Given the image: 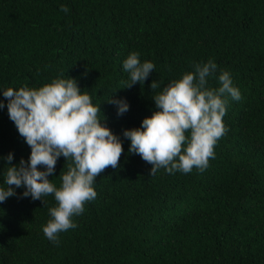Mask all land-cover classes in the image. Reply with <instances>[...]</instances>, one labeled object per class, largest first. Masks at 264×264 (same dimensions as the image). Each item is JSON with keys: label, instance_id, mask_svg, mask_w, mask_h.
I'll list each match as a JSON object with an SVG mask.
<instances>
[{"label": "trees", "instance_id": "obj_1", "mask_svg": "<svg viewBox=\"0 0 264 264\" xmlns=\"http://www.w3.org/2000/svg\"><path fill=\"white\" fill-rule=\"evenodd\" d=\"M132 52L156 67L144 85L125 88ZM210 59L218 67L206 87L218 88L228 71L242 97H229L215 159L203 172L150 176L123 131L140 128L159 111L157 93ZM57 78L75 79L100 106L123 154L96 178L95 200L59 245L43 233L54 196L32 200L15 189L0 203V264H264V0H0V187L7 167L31 153L3 91ZM119 99L129 104L122 116L108 102ZM69 163L61 156L48 177L57 187Z\"/></svg>", "mask_w": 264, "mask_h": 264}, {"label": "clouds", "instance_id": "obj_2", "mask_svg": "<svg viewBox=\"0 0 264 264\" xmlns=\"http://www.w3.org/2000/svg\"><path fill=\"white\" fill-rule=\"evenodd\" d=\"M60 11L68 13L69 9L62 5ZM155 67L150 61L141 63L140 53L132 52L123 62L124 71L129 73L125 88L144 85ZM217 67L211 59L194 64L193 72L171 82L153 97L159 111L145 118L140 128L123 131L124 138L130 141L129 152L152 165L150 176L162 168L168 173L189 174L194 168L203 172L209 160L215 159L217 141L228 131L223 118L229 97L235 101L242 98L228 71L220 73L218 88L206 87ZM159 87L157 81L150 84L151 91ZM3 97L8 101L9 119L31 153L28 161L21 159L19 165L7 167V188L0 187V203L16 196L15 189L21 187L26 189L21 198L42 200L53 195L57 206L49 209L51 219L43 233L59 245V234L77 228L72 218L82 215L85 204L95 200L96 178L109 167H119L122 141L102 125L100 106L92 103L86 91L81 92L75 79L57 78L38 89L8 88ZM108 102L116 105L118 116L129 111L124 99ZM4 107L0 101V109ZM61 156L71 163L67 172L60 174L61 185L57 187L48 177L54 174ZM4 159L11 165L13 154ZM40 167L45 170H38Z\"/></svg>", "mask_w": 264, "mask_h": 264}]
</instances>
